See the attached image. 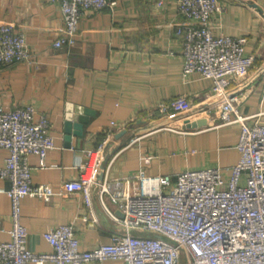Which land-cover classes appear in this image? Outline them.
<instances>
[{
  "label": "crops",
  "instance_id": "1",
  "mask_svg": "<svg viewBox=\"0 0 264 264\" xmlns=\"http://www.w3.org/2000/svg\"><path fill=\"white\" fill-rule=\"evenodd\" d=\"M110 1L112 6L81 18L73 47L58 50L53 43L63 21L57 3L0 0V26L22 34L30 56L27 63L0 66V111L33 106L48 117L54 140L46 169L38 170V159L28 157L32 183L59 192L78 177L83 152L97 149L110 179L131 178L140 170L154 177L216 168L228 178L227 170L239 159L240 130L220 126L214 118L210 108L216 99L210 96L209 80L183 76L176 30L186 21L177 16L174 2ZM217 1L223 10L212 18L213 34L246 39V54L255 59L248 75L232 85L238 112L250 123L264 125V0ZM177 97L191 102L190 113L158 114L159 106ZM77 118L80 135L73 130L67 135L65 123ZM199 120L206 126L185 129ZM5 158L0 151V168ZM9 188V182L0 180V189ZM131 189L137 192L135 181ZM105 206L120 217L108 202ZM9 212L8 199L0 194V244L9 242ZM21 224L27 230V249L36 254L51 253L42 235L63 225L73 226L84 251L108 244L113 232L120 231L94 192L89 207L78 194L54 196L49 202L25 198Z\"/></svg>",
  "mask_w": 264,
  "mask_h": 264
},
{
  "label": "built area",
  "instance_id": "2",
  "mask_svg": "<svg viewBox=\"0 0 264 264\" xmlns=\"http://www.w3.org/2000/svg\"><path fill=\"white\" fill-rule=\"evenodd\" d=\"M52 1L59 5L63 21L53 43L58 50L75 45L84 15L113 5L110 0ZM172 1L177 16L186 21L176 30L183 76L209 80L210 96L216 99L210 108L214 118L220 126L237 125L240 130L239 159L227 170L230 176L225 178L224 170L216 168L154 177L140 170L131 178L110 179L97 149L84 151L78 177L54 192L49 185L32 183L28 165V157L35 156L38 170L47 167V154L54 149L48 117L31 105L0 111V151L6 153L0 180L10 184L8 190L0 189L10 206L9 242L0 244V264H264V125L250 123V118L239 114V98L232 89L248 75L255 59L246 54V39L213 34L212 18L223 10L217 0ZM162 2L157 0V5ZM29 61L24 36L12 26H0V66ZM192 109L189 100L177 97L157 112L183 115ZM133 181L136 193L131 189ZM93 192L106 215L120 227L108 244L81 250L68 224L42 235L51 253L27 249V230L21 224L23 199L49 202L54 196L78 194L89 207Z\"/></svg>",
  "mask_w": 264,
  "mask_h": 264
},
{
  "label": "water",
  "instance_id": "3",
  "mask_svg": "<svg viewBox=\"0 0 264 264\" xmlns=\"http://www.w3.org/2000/svg\"><path fill=\"white\" fill-rule=\"evenodd\" d=\"M79 121H80V119H79ZM78 123H79L78 122V118L76 119L75 123H73L72 120H67V122L65 123L66 134L68 135L70 133V130H73L72 131L73 135L79 136L80 135L81 125H80V123L79 124ZM205 126H206V122L203 121V120H199V121H196V122H194L192 124L186 125L185 129L186 130H195V129L203 128ZM67 138H69V137L67 136Z\"/></svg>",
  "mask_w": 264,
  "mask_h": 264
}]
</instances>
